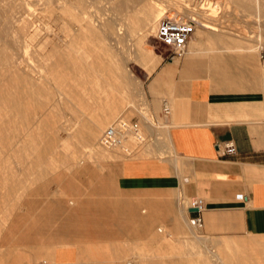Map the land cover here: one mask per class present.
<instances>
[{"label":"crops","instance_id":"1","mask_svg":"<svg viewBox=\"0 0 264 264\" xmlns=\"http://www.w3.org/2000/svg\"><path fill=\"white\" fill-rule=\"evenodd\" d=\"M201 32L192 34L182 57H161L151 72H142L145 97L156 109L150 112L153 124L142 123L141 128L147 156L114 163L115 216L114 205L102 206L106 221L115 219L125 232L130 226L131 233L106 236L102 249L103 244L91 245L93 241L72 234L49 256L40 255L46 258L40 262L264 264V69L251 53L226 54L228 46L234 51L239 43L219 41L213 38L219 34L210 30L208 36ZM167 101L163 115L161 104ZM155 142L163 146L162 157L152 154ZM224 142L232 143V154L221 153ZM107 187L106 181L102 190ZM171 196L188 236L154 235L153 224H164L153 211L155 199L168 202ZM188 196L201 200L203 234L186 224L191 212L179 203ZM138 202L144 207L136 213ZM80 208L75 207V214ZM138 222L146 234H138ZM127 256L131 261L124 260Z\"/></svg>","mask_w":264,"mask_h":264},{"label":"rangeland","instance_id":"2","mask_svg":"<svg viewBox=\"0 0 264 264\" xmlns=\"http://www.w3.org/2000/svg\"><path fill=\"white\" fill-rule=\"evenodd\" d=\"M190 1L191 3L194 2V0ZM205 1L207 3L208 0H203L201 6L205 3ZM210 1H213V3L211 2V4H213L212 8H218L217 10L219 12L216 10V12L218 13H213L212 11H210V9L212 8H210L209 6H203L202 8L209 9L207 15L211 17L212 23H214L215 26H218L219 29L216 34L227 38V40L229 39V41L231 39L234 40V42H228L226 40L227 44H240L235 47L237 48V50L234 51L231 50V48L233 47L228 46V49L230 51L227 50L228 52L226 54L233 55L235 53H245L246 51H242V48L246 46H254L255 50L247 51L246 53H251L252 56L255 58L257 65L261 69H264V0H245L246 6L244 5L233 8V6L228 5V9L226 7H222L221 3H219V1L217 0ZM96 5L98 7H101L98 9L96 8ZM90 7L88 10H90L89 12L91 15V19L103 20L108 17L106 15L109 12H106V10L101 9L102 3L91 4ZM256 8H260V12L257 11ZM166 16L175 19L183 18L189 20L187 15H182V13H179L174 8L168 10ZM198 29H203L204 33L207 35V29L195 27V32ZM239 37H241L242 39H240ZM125 40L126 39H124L123 41L122 48L127 49L132 47L131 49H134V47L132 46L134 42L130 40H126L125 42ZM250 40L253 42H251ZM143 48L151 49L154 53L160 56V58H165L168 53V49L162 46L159 42L154 39L152 31H150L144 37ZM97 51L99 50H92L91 54H94L93 52ZM220 54H222V52ZM126 66L129 72V78L131 81L130 84L132 83L131 85H126V88L129 90L130 93L132 92V95H130V93L128 92H125L124 90L123 91L127 93L126 97L124 96L125 93H123V91L115 92V94L114 91H111L110 94L109 92L107 93L108 96L104 95L106 94V92H104L103 87L106 84H104L103 82H105L106 79L108 81L106 83L110 84V79H114L115 82L112 80L111 84H113V82L118 83L119 80H117L115 76L114 78L113 76L111 77L108 75L104 76V78H102V76L100 77L102 78L101 80H98L99 78H96V80L95 78L91 80L92 78L90 79L89 77L91 82L89 79H87L88 77H83L85 78V80L81 78L79 82L78 79L75 78L77 79L75 80V82L77 81L79 84L77 82H73L72 85V81H74L72 80L71 85L73 86V91L70 92L68 95L63 93V95L60 94L58 96H55L54 105H56L54 107H52L51 109L35 108L34 112L37 113V115L35 113H33V115L35 114V117L37 119L34 120L36 121V123L33 122L34 118L30 120L27 116L26 118H23L25 117L23 116L18 121H24V127L20 125L21 130L19 127L18 129L16 128L17 130H14L13 128L10 129V131H15L17 134H21V137H23V144L20 141H15V148L20 147V153H17V151H10L8 148L9 146L7 144L8 141L0 139V198L2 200L0 201V264H38L41 259H46L45 257H41L40 255L49 256L54 246L58 244H66V237L72 234L80 236V239H83L85 241H93L92 243H89L91 245L96 246L99 243L103 244L101 245V248H98L102 249L105 244L103 242L104 240H106V236L110 235L115 238L118 235L120 236L122 233H131L130 226L125 232L124 228H122L121 225L119 226L115 224V219H108V221H106L102 206L108 203L114 205L111 214L115 216V210L117 209V207L115 206L117 205V203H119V200L114 190V163L120 162L125 158L147 156V153L145 152V144L148 142L146 136H144L145 134L142 133L141 130V134H144L143 136L146 140L141 143L142 145L137 144V142L133 140L132 142L128 141L130 143L126 142V144H124L125 148L114 147L117 149L112 148L109 150H105L98 146V149L102 153L112 155L110 157L105 154V156H107L105 158V156H103L102 154L101 156H99L100 160H98V156L90 155L88 148H81L80 145H78L76 139L74 138V135L77 134L78 130L91 125L89 119L96 118V115L98 113H102L106 109L109 111V119L106 121L101 131L106 126H108L119 118H125L126 120L134 118L138 123L140 122L139 125L142 128V123L147 122L146 118H150V112H156V109H152L150 107V104L145 97V87L142 80V72H151L155 66L152 64H146L144 61L141 60H135L134 58L132 61L127 62ZM52 80L53 79H51V81ZM137 80L138 82H141V93L144 92L143 96L142 94H139V92L133 90ZM53 82L54 80L51 82V86L55 85V83ZM87 83H90L88 84L90 88L88 86H85L87 85ZM101 83H103L104 85ZM90 85H92V87ZM97 85L101 87L99 88L97 87ZM80 86H83V89H81ZM77 87L79 89H77ZM93 87L94 89L98 90L93 92ZM87 88H89L92 93L88 91ZM99 90H101L100 93H98ZM127 96L129 99L127 98ZM123 98L126 99L124 100ZM132 99L134 101H132ZM60 100H62V103L64 101L65 102L62 104ZM94 101L100 102L101 108H98ZM129 102L132 104V106ZM59 103L61 104V106ZM166 103L167 105L169 104L168 101ZM136 108L139 110H137ZM52 112L53 114H55V116L52 114ZM3 113H5L4 110ZM46 113L49 115H47ZM48 116L50 117L49 124L51 125V128H48L50 127V125L45 127L44 125L46 123L43 124V120H45L44 118H47ZM144 116L146 117L145 119ZM142 119L145 121H143ZM26 120L28 121V124ZM31 124L33 126H30ZM26 126L29 129H27ZM63 128H67L66 131ZM3 129L7 133L3 132ZM0 130V138L1 135L5 137L10 132H8V127L2 124H0ZM101 131L99 132L97 141ZM44 133L45 135L50 136L51 140L48 139L47 141H50L49 144L51 145L49 146L51 148L50 151H47L46 153L41 155L36 153V151L34 152V150H37L42 145L44 146L46 144V140H44L41 145L39 144L40 140L45 138V135H43ZM56 135L59 137L55 138L57 137ZM35 138L37 139L35 140ZM126 150L129 152H126ZM31 152L34 153L32 154ZM22 153L23 155H21ZM152 154L157 157H162V155H158L155 150L152 151ZM9 165L12 166V170L8 169ZM94 166H97L99 168L101 166L103 167L101 169H98ZM10 178H12V181ZM106 181L108 183V187L102 190V184ZM9 198L12 199L10 200ZM189 198V200L180 201V204L183 208H186V206H190L192 204L193 198ZM173 200L172 196L168 202H158V200L155 199V209L153 211L160 215L161 219L163 218V222L165 225L160 222L154 223L152 226V229L155 233L154 235H189L188 231H186L184 224L179 218V214L176 212L177 207ZM143 203L138 202L139 207L137 210V206L136 208H133V212L139 213L144 207ZM77 205H80L81 208L78 209L75 214L74 209ZM70 209L71 211H69ZM8 213L10 217H8ZM168 217H170V219L175 217V219H172L171 225H166L167 222L165 220H167ZM187 219L186 224L190 229V226L187 223ZM138 223V234H142L144 233L142 231L143 225H141L140 222ZM128 224L130 225V222H128ZM158 228H161L162 231H156ZM193 230L196 233L203 234L201 228ZM51 237H55V240L57 241L54 243H50L49 241L51 240ZM42 241L48 242L42 243ZM35 245L38 246L34 247ZM108 248L111 250L114 249L113 245H108ZM200 249L204 250L203 248ZM139 255H141V249H139ZM124 259L127 261H131L129 256H127V258L124 257ZM160 261L163 262L166 260L162 259ZM133 262H136V260H132V263Z\"/></svg>","mask_w":264,"mask_h":264},{"label":"bare ground","instance_id":"3","mask_svg":"<svg viewBox=\"0 0 264 264\" xmlns=\"http://www.w3.org/2000/svg\"><path fill=\"white\" fill-rule=\"evenodd\" d=\"M217 1L221 3L222 7H226L227 9L228 5H231L234 8L238 6H244L246 3L245 0ZM202 2L203 0H194V2L192 3L190 0H0V124L7 126L9 132L12 128L15 130L16 128L18 129V127L20 128V125L23 126L24 121H18L23 116H25L23 118H26L27 116L30 120L34 118L33 122L36 123V121H34L37 120L35 117V114L37 115V113L34 112L35 108L51 109L56 105H54L55 96H58L60 94L63 95V93L68 95L70 92L73 91V82H75V80L77 79L79 82V80L83 77H88L87 79H89L90 77V79L92 78L91 80H93L94 78L95 80L96 78H99L98 80H101L106 75L111 77L113 76V78L115 76L120 83H114V79H112L114 81L113 84H111V79L110 84L106 83L108 82L106 79L105 82H103L104 80L102 81L104 84H106L103 87L104 92H106V94L104 95H107L108 92L110 94L111 91H114L115 94V92H122L123 90L125 92L130 93L129 90L126 88V85L130 84L131 82L126 64L127 62L132 61L133 58L135 60H141L144 61L146 64H152L154 66L159 62L160 56L154 53L151 49L143 48V39L150 31H152L153 33V27L156 23V20L163 16H166L168 10L174 8L179 13H182V15H187L188 19L194 23V32L195 27L204 28L213 32H218V26H215V24L211 21V17L207 15L209 9L202 8L203 6H209L210 8H212L213 4H211V2L213 3V1L208 0L207 3L205 1V3L201 6ZM95 3H102L101 9H104L106 10V12H109L106 15L108 17L103 20L91 19V15L89 12L90 10L88 9L91 4ZM100 7L97 6L96 8L99 9ZM217 9L214 7L210 9V11L215 13ZM256 9L257 11H259L260 8ZM202 33L203 32H201V35ZM213 38H218L219 41L222 40V42L227 40V38L221 35H215ZM239 38L242 39L241 37ZM124 39L133 41L134 43L132 44V46L134 47V49H131L132 47L123 49L122 47ZM227 41L234 42V40L232 39L230 41L228 39ZM95 49H98L99 51L93 52L94 54H91V51H94ZM241 50L244 52L252 51L255 50V47L246 46ZM51 79L54 80V86H51V82L53 81H51ZM83 80H85V78H83ZM88 84L90 83H87V85L85 86L87 87ZM83 86H80V88L83 89ZM90 86L92 87V85ZM97 87L100 88L101 86L97 85ZM89 88L87 89L91 92ZM77 89L79 88L77 87ZM96 90L98 89H94L93 87V92ZM133 90L139 92V94H142V96L144 94V92L141 93V82H138V80L136 81ZM124 91L123 93H125ZM100 92L101 90H99L98 93ZM131 93L130 95H132ZM126 95L127 93H125L124 96L126 97ZM60 101L62 103V100ZM132 101L134 100L132 99ZM95 104L98 108H101L100 102L96 101ZM157 104L158 103L154 105L158 107L159 105L157 106ZM163 105L168 107L167 103H164ZM3 110L5 111V113H3ZM33 113L35 114L33 115ZM53 115L55 116V114ZM96 116L97 117L94 119H89L91 125L78 130L77 134L74 135V138L76 139L78 145H80L81 148H88L89 154L92 156H98L97 158L98 160H100L99 156H101L102 154L103 156H105L106 153H102L98 149V146L105 150L109 149L102 147L97 141V137L102 127L109 119V111L106 109L102 113H98ZM44 119L45 120H43V124L46 123L44 126L47 127L48 125H50V117L48 116ZM119 119L126 120L125 118ZM26 122L28 124L27 120ZM144 123L145 125L147 124V127H149L148 125L150 123L148 121ZM30 126L33 125L31 124ZM26 128L29 129L27 126ZM48 128H51V125ZM63 129L66 131L67 128ZM3 132H5L4 129ZM43 135H45V133ZM58 137L59 136L55 138ZM0 139L8 141L7 144L9 146L8 148L10 151H17V153H20V147L15 148V141H20L23 144V137H21V134H17L15 131H10L5 137L1 135ZM36 139L37 138H35V140ZM48 139H50V136L45 135V138L41 139L39 144L41 145L44 140L47 141ZM128 141L132 142L133 139L126 140L123 143L122 148H125L124 144H126V142ZM47 142L44 146L42 145L37 150H34V152L36 151V153L42 155L47 151H50L51 147L49 145L51 144H49L50 141ZM155 145L157 148V145L159 146L160 144H156L155 142L154 146ZM156 148L155 152H157L158 155H161L163 146H159L157 149ZM34 152L31 153L33 154ZM126 152L129 151L126 150ZM21 155H23V153ZM106 155L110 157L112 156L110 154ZM107 156H105V158ZM8 169L12 170L13 168L9 165ZM10 179L12 181V178ZM9 199L11 200L12 198ZM0 201H2L1 198ZM9 213L8 217H10Z\"/></svg>","mask_w":264,"mask_h":264},{"label":"built area","instance_id":"4","mask_svg":"<svg viewBox=\"0 0 264 264\" xmlns=\"http://www.w3.org/2000/svg\"><path fill=\"white\" fill-rule=\"evenodd\" d=\"M194 32V23L191 20L183 18H170L163 16L156 20L154 25V31L152 33L154 39L162 46L168 49V53L165 58H180L186 51V46ZM168 108L162 106V114H167ZM145 117V116H144ZM146 118L147 121L153 124V118ZM133 139L137 144H141L145 141V137L141 134L139 123L135 119L122 120L118 119L106 126L100 133L98 142L107 149L114 147H123V143ZM234 147L231 142H224L222 145V154H232ZM189 208H196L195 212H191L189 216V225L196 229H200L202 226V219L200 216V210L202 208L201 200L199 198H193L192 204ZM190 213V212H189ZM38 264H45L43 261Z\"/></svg>","mask_w":264,"mask_h":264},{"label":"water","instance_id":"5","mask_svg":"<svg viewBox=\"0 0 264 264\" xmlns=\"http://www.w3.org/2000/svg\"><path fill=\"white\" fill-rule=\"evenodd\" d=\"M196 211V208H189L188 209V212H195Z\"/></svg>","mask_w":264,"mask_h":264}]
</instances>
